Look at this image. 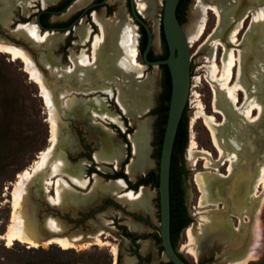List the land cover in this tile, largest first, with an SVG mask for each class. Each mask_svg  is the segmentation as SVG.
<instances>
[{"label":"rangeland","instance_id":"rangeland-1","mask_svg":"<svg viewBox=\"0 0 264 264\" xmlns=\"http://www.w3.org/2000/svg\"><path fill=\"white\" fill-rule=\"evenodd\" d=\"M18 1L0 0V15L5 9L11 12L8 24L0 25V40L24 50L39 72L51 97L58 123V143L54 146L52 155L63 152L66 165L79 168L86 185L83 189L74 187L67 182L66 174L57 173L51 180L55 182L57 178H61L68 185L60 190L61 205L53 206L48 198L54 195V186L46 185L43 179L48 173V164L54 162L53 158L50 159L45 165V176L38 174L26 184L21 201L23 208L18 210L25 222L34 223L40 243L36 247L18 241L9 246L5 244L1 237L11 219L13 184L17 174L28 168L36 155L49 145V124L48 111L40 96V89L24 71V64L18 59L11 60L8 54L0 53V264H136L138 255L146 259L144 264L165 263L167 259L158 241L154 237L149 238L150 234H158L159 230L157 191L149 186H140L137 192L129 188V184H134L136 179L147 171L152 169L158 172V143L164 125L155 115L157 97L161 91L160 69L157 66L142 64L139 53L141 34L127 13V0H122L120 5L106 0L96 13L108 21L120 10L125 13L129 28L135 26V60L140 67L130 65L128 57L124 54L123 62L115 59L104 64L108 74L99 82L97 80V83H92L91 77L86 75L94 68L84 67L78 60L82 55L91 58L93 38L99 34L98 27L91 22L92 17L84 16L79 20L92 29V39L86 45L79 44L75 29H71L65 38L53 44L36 42L20 36L17 28L25 22L35 24V14L40 10V5L35 1L27 16L22 13ZM163 2L164 0H154L149 11L144 16L141 15L156 39V45L151 48L154 56L163 53L160 40ZM244 2H247V5L243 9L241 7ZM89 3L73 11L68 10L70 5L60 15L48 16V21L52 24L65 23ZM256 5L264 6V0H191L184 11L181 28L192 50L194 92L186 118L187 143L182 154L176 157V167L181 173L182 168L185 170L181 174V185L190 223L179 233L176 250L188 264H234L254 243L259 254L256 259L245 264H264V203L258 210L255 206V200L261 199L263 192L261 186L256 185V181L258 170L264 167V38L260 40L261 45L250 43L244 38L251 26L253 7ZM48 7L50 6L44 9ZM207 7H213L221 14L234 9L238 17L229 16L227 24L225 22L230 28L238 27V19L243 11L248 12L237 35V44H243V50L240 54L235 52L240 61L232 69L231 84L240 88L236 91L238 103L233 109L242 117L248 106L256 108L252 110L251 120L242 118L234 125L236 127L232 136L227 134L228 127L232 126L225 116L226 109H231L230 104L226 102L227 95L224 89L216 87L217 82H213L209 74L212 61L216 63L219 71L223 67L224 46L221 37L224 28L221 23L218 24L217 17ZM202 22L204 28L201 37L192 41L187 33L196 29ZM75 26L77 27V24L73 28ZM55 34L62 33L57 31ZM226 39L228 40V37ZM103 83H108L111 87V96L101 91ZM78 86H81L82 90ZM215 89L219 90L218 110H214ZM118 95L123 96L131 109L123 112L119 108L115 101ZM71 96L76 99V104L80 105L79 114L69 112L65 106ZM93 97L104 99L108 112L117 116L116 124L92 116L85 102ZM197 99L203 105L206 115L212 116L217 126L222 128L223 136L219 141L221 153L214 146L203 117L190 125L191 118L197 111ZM224 101L226 103L221 109V103ZM144 107L147 109L144 110ZM133 108L137 112L132 110ZM149 109L150 113H146ZM105 127L111 131L107 132ZM143 128L147 140L146 166L131 175L126 172V166L136 158L131 138L137 136ZM104 135L109 136L113 151H123L122 158L115 164L96 158V155L103 153ZM190 138L195 141L198 151H205L210 155L195 153L194 157L189 158L187 146ZM250 163L252 166H249ZM119 172L123 175L126 173V179H122V188L116 192L103 193L94 189L96 181L100 185L111 183L116 180ZM240 172L249 179V192L245 199L244 211L241 210L240 216L236 217L233 215L235 208L224 209L223 202L214 201L213 198L211 202L205 198L202 193L204 189H200L197 179L205 175L227 181L231 174ZM139 191L145 195V208L126 199L127 194ZM87 197L96 199L81 205ZM250 202L254 205L252 220L249 214H246ZM216 212L225 215L228 227L223 226V220L220 215H215ZM50 219L61 228V233L56 236L80 237L75 248L62 249L57 245L45 243L47 238L53 236L46 226ZM256 221L260 222L262 230L255 237ZM90 222L97 226L93 233H90ZM239 222L244 223L247 234L244 239L245 246L239 249L241 251L234 253L228 248L232 246L230 241L234 239L232 231H236ZM99 232H103L99 238L107 244H95L93 237ZM86 233L89 234L83 236ZM128 233L143 239L134 244L126 237ZM111 246L116 247V256L113 255Z\"/></svg>","mask_w":264,"mask_h":264},{"label":"bare ground","instance_id":"bare-ground-1","mask_svg":"<svg viewBox=\"0 0 264 264\" xmlns=\"http://www.w3.org/2000/svg\"><path fill=\"white\" fill-rule=\"evenodd\" d=\"M35 1H39L42 6H46L48 4L56 2L57 0H19L18 2L21 6L22 13L24 15H27L29 13V8L33 6V3ZM89 1L90 0H76V2L69 8V10L73 11L77 8H80L83 5L87 4ZM112 1L114 2V4L115 3L119 4L120 2H122V0H112ZM153 2L154 0H135L136 11L139 13L140 16L141 15L144 16L149 11V9L153 6ZM246 5H247V2H244L241 8H243L244 6L246 8ZM258 5L253 7L254 10L252 13L251 26L249 28L248 33L244 37L250 43L253 42L255 44H260V40L264 38V6H258ZM207 9L211 10L215 14V16L217 17L218 24L221 23L222 27L224 28L222 37L220 36L221 42L223 43V46H224L223 67H222V70L219 71L216 63L212 61L209 74H210L211 80L213 82H217L216 87H218V89L220 87V90L221 88L224 89L227 95L228 99L226 100V102L230 104L231 109H226L225 116L231 121L230 125H232L228 127L229 131L227 132V134L229 133L228 135L232 136L234 132L233 129L236 127L234 125H236L238 121H241L242 118L251 120L253 117L252 110L256 108L255 106H252V105L248 106L244 110L242 117H240L238 113H235L233 109V106L238 103L236 91H238L240 88L237 85L231 84L232 79H233L232 69L235 65H237V62L240 61L239 55L237 56L235 52L237 51L238 54H240L241 50H243L241 47L243 44L242 45L237 44L238 43L237 35L239 33V29L242 24V21L247 16L248 12L247 10H245V13L243 11V14L238 19V27L230 28V25L229 24L225 25V22L229 16H234V18L238 17L236 12H234L235 11L234 9L225 11L223 14H221L217 9L213 7H207ZM10 14L11 12L9 9H5L4 12H2V14L0 15V25L5 26L6 24H8ZM124 15L125 13L122 10H120L114 15V17L111 20L108 21V20H104L103 17H99L96 12L92 13V16H91L92 21L98 27L99 34H96L93 38L91 58L87 56H83V55L81 57H78L79 63L81 65H83L84 67L94 68V70L91 71L90 73H86L88 77L89 76L91 77L92 83L93 82L97 83V80L99 82L102 78L107 76V75L105 76V74H108L107 73L108 70L104 66L106 62L108 63L115 59H120V61L123 62L124 54H126V56L128 57V61L130 65H132L135 68L140 67L138 66L135 60L136 55H137L136 48H135V44H136V33L134 32L135 26L133 25V27L129 28L128 26L129 24L126 22V18ZM233 23L235 22L233 21ZM191 27H192V24H191ZM203 28H204V24L202 22L196 29L192 31L190 30L191 32L187 33V35H189V39H191L192 41H197L203 33ZM75 31H76V36L78 37L79 43L81 45L85 44V42L87 41L90 35V31H91L90 27L87 24H84L82 21L77 27H75ZM47 32L48 31L39 33L37 27L32 22L19 25L17 28V33L20 36H23L24 38L29 39V40H34L36 42H48L49 44H53L57 42L58 40L63 39L65 35V34H55V33L51 34ZM227 37H228V40L226 39ZM155 45H156V39L153 38L152 46H155ZM0 53L8 54L12 58L11 60L18 59L24 64V71L29 75L30 79L33 80L38 85L40 89V96L43 98L44 104L48 111L47 122L49 124V145L44 150H42L36 155L35 159L32 161L31 165L28 168L22 170L21 172L17 174L16 180L13 184L12 212H11L10 223L3 237H1L2 239L5 240L6 242L5 244L8 246L11 245L14 241H18L20 243L27 244L31 247H36L40 243V239L38 238V235L36 234V231H35L36 228L34 226V223L25 222V220L22 218V215L18 213V210L23 208L21 206V201L23 198L26 184L32 181L33 178L38 174H40L41 177L45 176V170H46L45 165H47L49 160L52 158L54 159V162H50L48 164L49 170H48V173L46 174V177H44L43 179L45 180L44 182L46 185L54 186V195L49 196L48 198V200L53 206L61 205L60 190L62 187H65V185L67 184L61 178H57L55 182L51 180V178L56 177L57 173L66 174L67 179H68L67 182H69L74 187H77L80 189L85 188L86 180L82 179V174L79 168L69 167L68 165H66L63 152H59V154H56V156L52 155L54 146L58 143V138H57L58 137V123H57V118H56V112H55L53 103L51 102L52 100L49 95V92L39 72L34 67L31 59L29 58L28 54L21 48L14 46L8 42H5L3 40H0ZM137 74H139V72ZM67 83H70V82H67ZM101 85H102L101 91L111 96L112 90L109 84L103 83ZM78 87L80 90H82L81 86H78ZM58 89L60 90V88ZM218 89L214 90V110L220 109L218 106V99H219L217 95L219 94ZM195 98L197 97L195 96ZM75 100L76 99L73 96H71L70 98L67 99L65 106L66 108H68L69 112L74 111L77 114H79L81 112V109L79 108L80 105H77ZM115 101L123 112H126L128 109H131L130 105L127 104L123 96L118 95ZM226 102L224 101L221 103V109L224 103ZM85 103H86V108L89 109L93 117H98L102 120H107L110 123H115V124L117 123V116L108 112L103 98L93 97V98H90V100H86ZM146 108L147 107H144L143 109L145 110ZM196 108H197V111L195 112V115L191 118L190 125L193 124V122L196 119L203 117L208 126V130H209L212 142L214 146L221 153V150L219 148V141L221 139V136H223L222 134L223 132L221 131L222 128L217 126V123L215 122L212 116L206 115V113L204 112L203 105L198 99L196 100ZM132 110L137 112L134 108ZM105 130L107 132L111 131L107 129L106 127H105ZM131 141H132V146H133V150L136 155V158L130 164L126 166V172H128L131 175H134L137 171L142 170L146 166L147 160L145 156V150H147V140H146V131L144 130V128L141 129V132L137 136L131 138ZM197 148L198 147L195 141L192 138H190L188 142V146H187V152H188L189 158L194 157L195 153H202L204 155L206 154L207 156L210 155L209 153L205 151H198ZM122 156H123V151H113L109 136L104 135L103 153L102 155L100 154L96 155V158L102 162H113L115 164L122 158ZM250 165L251 163L249 164V166ZM250 168L251 167H249V169ZM217 179L219 178L215 176H205V175H202L197 179L200 189L201 190L204 189V191H202V193L204 194V197L208 198L209 201L213 202L212 198H216L219 195H221V197L223 196L222 198L224 199H222V201L224 204V209L225 208L229 209L231 207L235 208L234 209L235 212H233V215H236L237 217L240 216L241 210H243V207L246 204L245 199L249 192L248 191L249 179L244 177L241 172L231 174L230 181L226 183L225 185H221V186L220 184L218 185ZM122 181H123L122 179H118L111 183L108 182L107 184H104V185H100L99 182L96 181L94 183V189L99 193L116 192L118 189L122 188L123 186ZM256 185L261 186L263 190L261 194L262 198L255 200V203H256L255 206L257 207V210H258V207H260L264 203V167L258 170ZM252 197H254V194L252 195ZM126 199H128L129 201L135 204H138L139 206H143L144 208L146 207L145 206L146 205L145 195L140 191L138 193L127 194ZM214 201H217V200H214ZM251 202L248 203L247 207L249 210V217L252 220L253 209H254L253 204L255 203L252 202L253 203L252 204ZM215 215H220V212L219 213L216 212ZM220 218L223 220V222L226 221L225 215H220ZM46 226L48 230L50 231V233L53 234L52 237H49L46 239L45 241L46 244H54L62 249H68L72 247L75 248L78 241H80V237L78 236L71 237V238L56 236L61 233V228H59V226L51 219L46 222ZM261 230H262V226L260 222L256 221L255 227H254V232L256 234L255 237L259 234ZM246 231L245 233L244 231L242 232L241 240H243L242 241L243 243H241L239 246H236L237 243L236 244L232 243L233 246H230L228 248V250L230 249L229 251H231L232 249V251L235 253L240 248H243L245 246L244 239L247 234ZM102 233L103 232H99L96 234V236L93 237L95 244H99V245L107 244L106 242H103L99 238V235H101ZM255 246L256 244L254 243L253 247L249 251H247L245 254H243V256L239 258L238 261L235 262L234 264H245L249 260L256 259L259 252L256 249L257 246L256 247ZM111 251L113 255L116 256L117 251H116L115 246H111Z\"/></svg>","mask_w":264,"mask_h":264},{"label":"water","instance_id":"water-1","mask_svg":"<svg viewBox=\"0 0 264 264\" xmlns=\"http://www.w3.org/2000/svg\"><path fill=\"white\" fill-rule=\"evenodd\" d=\"M104 1L105 0L100 3L89 5L83 10L82 14L87 10L102 4ZM178 2L179 0H164L163 2L161 28L167 47V57L160 60L150 61L147 59V53L152 48L153 37L151 29L144 21V18L136 11L135 0H128L131 18L137 23V25H140L143 28L146 34V43L141 54L142 63L148 66L157 67L165 65L170 77L169 103L158 162L157 192L159 200V239L163 253L168 262L171 264H188L180 253L173 248L170 239L169 173L172 147L182 112L184 111V118L186 120L194 92L192 50L182 31L181 24L176 18L175 11ZM60 12L61 11H58V13ZM35 21L44 31L51 32L57 30L56 28L42 27L38 18H36ZM63 29L65 30L67 27ZM229 181L230 179L227 181L217 180V184H220L221 186ZM222 197L219 195L213 199L223 202L222 199L224 198ZM95 199L96 198L87 197L81 205H84L87 202H92ZM117 206L125 211L121 205L117 204ZM90 225L92 226L90 233H93L97 226L93 225L92 222H90ZM43 233L44 236H46V232L43 231ZM87 234L89 233H86L83 236H86Z\"/></svg>","mask_w":264,"mask_h":264},{"label":"trees","instance_id":"trees-1","mask_svg":"<svg viewBox=\"0 0 264 264\" xmlns=\"http://www.w3.org/2000/svg\"><path fill=\"white\" fill-rule=\"evenodd\" d=\"M191 0H179L176 7V18L180 24L184 21V11ZM139 30L141 32V40L139 44V53L142 54L146 43V35L141 26H139ZM160 40L163 53L159 56H153L151 51L147 54V59H164L167 57V47L165 44V40L162 33V28L160 25ZM163 72V105L161 106L160 118L162 125H165L169 95H170V77L165 65L160 66ZM163 132V131H162ZM162 137L159 139L158 145L161 146ZM187 143V125L186 120L184 118V111L182 112L181 118L179 120V124L177 126L171 161H170V173H169V204H170V239L173 245V248L176 249V241L179 233L188 226L190 223V219L187 216V212L185 206L183 204V191L181 185V174L185 172L184 168H182L183 173L179 172L176 167V157L182 154L183 149L185 148ZM120 175H117L119 177ZM150 180V181H149ZM151 182L154 187L158 185V174L155 171H150L147 173L145 179H141L139 183L141 184H149ZM159 241V239H158ZM165 264H171L167 262Z\"/></svg>","mask_w":264,"mask_h":264},{"label":"flooded vegetation","instance_id":"flooded-vegetation-1","mask_svg":"<svg viewBox=\"0 0 264 264\" xmlns=\"http://www.w3.org/2000/svg\"><path fill=\"white\" fill-rule=\"evenodd\" d=\"M103 0H91L90 1V3L87 5V6H85V7H83L79 12H77L74 16H72L71 17V19H69V21H67V22H65V23H60V24H52V23H50L49 21H48V16H51V15H60L61 13H63L70 5L72 6L75 2H76V0H57L56 2H54V3H51V4H48L47 6H50V7H48V8H45L44 9V7H47V6H42L41 5V3L39 2V1H37V3L40 5V10L35 14V19L36 18H38V21H39V23H40V25L42 26V27H44V28H56L57 30L55 31V32H57V31H59V32H61L62 34H65L64 35V37L63 38H65V36H67V34H69L70 33V30L72 29V30H74L75 29V27L73 28V26L75 25V24H77V26L80 24V22H79V20L82 18V17H84V16H89V17H91L92 16V13H94V12H96V10H98L99 8H101L104 4H105V2H106V0L102 3V4H100V5H97V6H95V7H93V8H91V9H89V10H87L84 14H82V12H83V10L86 8V7H88L89 5H91V4H95V3H100V2H102ZM51 5H53V6H51ZM70 6V7H71ZM84 6V5H83ZM69 7V8H70ZM69 8H68V10H69ZM58 11H61L60 13H58ZM127 13H128V15H129V17L131 18V16H130V13H129V3H128V0H127ZM28 16V15H27ZM132 19V18H131ZM133 20V19H132ZM81 21V20H80ZM79 22V23H78ZM91 22L93 23V24H95L92 20H91ZM133 22L137 25V23L133 20ZM24 24H26V22L24 23ZM36 27H37V29H38V32L39 33H43V32H46V31H44L43 29H41L37 24H36V21H35V24H34ZM95 26H96V24H95ZM139 26L140 25H137V27L139 28ZM67 27V29H63V28H66ZM60 29V30H59ZM90 30H92L91 28H90ZM54 31H51V32H49L48 31V33H55ZM145 32V31H144ZM140 34H141V32H140ZM146 35V34H145ZM76 36V35H75ZM91 39H92V33H91V31H90V35H89V37H88V39H87V41L85 42V44H83V45H86L87 43H89L90 41H91ZM140 40H141V37H140ZM80 44V43H79ZM140 44V43H139ZM145 47V46H144ZM151 51V50H150ZM143 52V51H142ZM148 54V53H147ZM152 54V53H151ZM153 55V54H152ZM154 56V55H153ZM140 57H141V54H140ZM149 60V59H148ZM154 60H160V59H150V61H154ZM141 61H142V59H141ZM143 64V63H142ZM148 66V65H147ZM161 66V65H160ZM160 66H158L159 67V69H160V74H161V81H160V87H161V91H160V94H159V96L157 97V107H156V109H155V115H156V117H158L159 118V120L161 121V118H160V111H161V106L163 105V72H162V70H161V68H160ZM169 103V102H168ZM168 110V109H167ZM146 113H150V109L146 112ZM166 117H167V115H166ZM166 122V121H165ZM164 127H165V125H164ZM163 132H164V128H163ZM163 132H162V138H163ZM162 142V141H161ZM160 148H161V146H160ZM159 155H160V151H159ZM159 162V161H158ZM127 163H125V165H126ZM150 171H154V170H149V171H147L146 173H144V174H142L141 176H139L137 179H136V181H135V183L134 184H129V188H132V189H134V192H137V188L138 187H140V186H149V187H152V188H155L156 189V191H157V187H154L153 186V184L151 183V182H149V184H140L139 183V181L141 180V179H145V177H146V175H147V173L148 172H150ZM124 174L126 175V173L124 172ZM157 174H158V172H157ZM117 175H120L119 177H116V180H118V179H126V177H125V175H123L122 174V172H119V173H117ZM150 181V180H149ZM158 186V185H157ZM129 190V189H128ZM157 194H158V192H157ZM183 204H184V201H183ZM185 206V205H184ZM186 209V208H185ZM244 211V210H243ZM158 212H159V200H158ZM187 212V211H186ZM234 212H235V210H234ZM246 214H249V210L247 211L246 210ZM188 216V215H187ZM234 216H236V215H234ZM237 217V216H236ZM243 217H245V216H243ZM149 223H150V220H149ZM240 223V222H239ZM238 223V224H239ZM244 223H240L239 225H238V228H236V231H232V233H233V238L234 239H232L230 242H231V245H232V243L233 244H236V246H239L241 243H243L242 241L243 240H241L242 239V232L244 231V233H245V231H246V226H244L243 225ZM223 226H225V227H228V225H227V222L226 221H224L223 222ZM228 229V228H227ZM229 231V230H228ZM230 232V231H229ZM247 232V231H246ZM126 237H128L129 238V240L132 242V243H134V244H136V242L138 241V240H140V239H143V238H141V237H138V236H136V235H134V234H132V233H128L127 235H126ZM154 237V239H156L157 241H158V239H159V230H158V234H150L149 235V238H153ZM241 240V241H240ZM233 241V242H232ZM158 244H159V246H160V248H161V250H162V247H161V245H160V239H159V241H158ZM233 246V245H232ZM235 246V247H236ZM163 251V250H162ZM137 258H138V261H137V263L136 264H144V262H146V259L145 258H143V257H141V256H137ZM168 261H166L165 263H167ZM165 263H163V264H165Z\"/></svg>","mask_w":264,"mask_h":264},{"label":"crops","instance_id":"crops-1","mask_svg":"<svg viewBox=\"0 0 264 264\" xmlns=\"http://www.w3.org/2000/svg\"><path fill=\"white\" fill-rule=\"evenodd\" d=\"M146 109H147V108H146ZM146 109H145V110H146Z\"/></svg>","mask_w":264,"mask_h":264}]
</instances>
